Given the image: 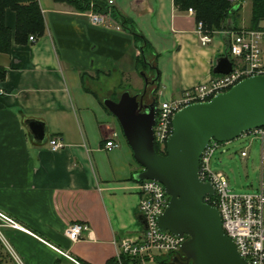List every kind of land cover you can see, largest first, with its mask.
<instances>
[{"label":"crops","instance_id":"0c3cea01","mask_svg":"<svg viewBox=\"0 0 264 264\" xmlns=\"http://www.w3.org/2000/svg\"><path fill=\"white\" fill-rule=\"evenodd\" d=\"M249 2L250 16H244ZM39 3L44 34L26 44L13 41L9 53H0L6 69L0 81V211L22 226L0 220V264H74L57 249L88 264H106L123 238L145 227L137 186L143 167L104 100L122 86L140 88L147 69L138 67L142 51L135 35L113 10L149 42L145 57L160 77L157 94L164 100L213 76L226 30L202 44L195 13L174 0H115L110 25L93 24L89 10L66 2ZM240 13L241 29L251 28L252 0L243 1ZM6 24L15 30L11 9ZM260 25L264 30V20ZM262 49L264 60V39ZM30 118L45 125L42 143L26 125ZM114 134L120 146L108 150L105 143ZM53 136L64 141L62 149L50 150ZM75 222L89 225L78 241L65 235Z\"/></svg>","mask_w":264,"mask_h":264},{"label":"water","instance_id":"95a60500","mask_svg":"<svg viewBox=\"0 0 264 264\" xmlns=\"http://www.w3.org/2000/svg\"><path fill=\"white\" fill-rule=\"evenodd\" d=\"M231 21H227L226 49L213 68L215 74H227L233 69L228 54L234 31ZM141 74L147 84L146 74ZM145 92L139 97V93L126 90L117 100L106 98L104 104L118 119L135 159L143 167L138 181L157 180L170 196L159 216V227L190 236L182 246L186 263L249 264L224 232L219 210L205 202V195H212L215 190L210 182L199 178V167L202 152L212 139L228 142L245 131L264 126V74L245 78L208 101L178 110L166 155L158 153L154 143L157 98L146 104ZM26 125L36 142L45 140L43 122L30 118Z\"/></svg>","mask_w":264,"mask_h":264},{"label":"built area","instance_id":"2783aa9c","mask_svg":"<svg viewBox=\"0 0 264 264\" xmlns=\"http://www.w3.org/2000/svg\"><path fill=\"white\" fill-rule=\"evenodd\" d=\"M109 8L115 0H107ZM232 4L239 0H230ZM96 11L93 0L87 13L90 21L95 25H110L111 11ZM195 13L193 8L188 9ZM117 27H120L117 24ZM196 31L202 44L211 42L212 35L204 29L202 21L197 22ZM30 40H35L30 35ZM263 29L247 28L231 33L229 52L233 58V69L227 74L213 75L208 81L186 88L180 96L174 99H161L157 105L154 129V143L162 151L167 150L169 136L173 132V117L183 107L196 102H205L221 92L229 90L241 80L250 76L264 74V60L262 41ZM5 91L0 88V94ZM252 135L259 139L261 145V167L264 172V126L245 131L241 137ZM114 134L106 141L108 150L119 147L120 142ZM219 141L212 139L204 149L200 159L199 178L203 182H210L214 187V194H207L205 202L216 207L222 218L224 232L234 241L239 254L249 264H264V177L262 175L259 190L252 193H234L231 190L228 176L221 170H214L211 166L212 157L220 146ZM65 146L60 136L49 139L52 151H58ZM242 157H248L247 150L241 151ZM138 208L145 220V227L134 238H123L115 255V264H193L187 262L182 251L183 244L190 238L186 233L176 234L159 227V216L165 211L170 196L164 185L154 179L138 181ZM0 220L14 227L22 226L14 219L0 211ZM89 230L85 222H75L65 229V235L72 241L80 240ZM64 257L74 264H88L72 256L69 251L57 249ZM19 263L21 260L17 257Z\"/></svg>","mask_w":264,"mask_h":264},{"label":"trees","instance_id":"16d2710c","mask_svg":"<svg viewBox=\"0 0 264 264\" xmlns=\"http://www.w3.org/2000/svg\"><path fill=\"white\" fill-rule=\"evenodd\" d=\"M73 5L78 10H87L90 8L92 0H56ZM175 4L182 9L193 8L197 21H202L204 29L210 34L219 30L227 29V21L232 20L234 31L241 30L238 24L241 17V8L244 0L232 4L230 0H174ZM96 11H108L107 0H93ZM235 8L234 11H232ZM13 10L16 13V27L13 31L6 24V11ZM118 22L123 28L130 30L138 42L142 51L138 57V67L143 70L150 68L153 63L147 61L145 52L151 49L145 36L133 25L131 20L118 10H113ZM264 20V0H252L251 28L262 29L260 25ZM45 32V22L39 0H0V53H9L12 50L13 41L19 44L29 42L30 35L39 37ZM228 54L230 55L229 49ZM157 71L158 68L156 67ZM6 69L0 66V81L5 78ZM213 75H216L213 73ZM160 77H155L157 89H159ZM156 89V90H157ZM114 98V97H113ZM118 98L115 97V100ZM158 153L166 155L167 151H162L160 146L155 144ZM116 259L111 258L106 264H115Z\"/></svg>","mask_w":264,"mask_h":264},{"label":"rangeland","instance_id":"374dc122","mask_svg":"<svg viewBox=\"0 0 264 264\" xmlns=\"http://www.w3.org/2000/svg\"><path fill=\"white\" fill-rule=\"evenodd\" d=\"M251 13V2L244 4L243 14L244 16H250ZM240 25V20L238 22ZM146 76L148 83L146 84L145 79H141V87L128 86L127 88H118L113 94L114 98H119L122 92L129 91L131 94L143 93L144 89L148 87L149 90H156L157 83L155 80L152 68H146ZM126 89V90H124ZM156 90V96L161 100L162 96ZM140 94V95H141ZM139 95V97H140ZM247 150L249 156L242 157L241 151ZM211 166L214 170L223 171L229 179L231 190L234 193H252L259 190L262 172L261 167V145L257 138L252 135L237 137L234 140L228 142H221L220 146L216 149L213 157Z\"/></svg>","mask_w":264,"mask_h":264},{"label":"flooded vegetation","instance_id":"af4514ba","mask_svg":"<svg viewBox=\"0 0 264 264\" xmlns=\"http://www.w3.org/2000/svg\"><path fill=\"white\" fill-rule=\"evenodd\" d=\"M148 88H149V84H148V87L144 89V91H146V92L144 94L143 100H144V103H146V104L151 103L154 98H157V96H156V90H154V89L149 90ZM140 94L141 93H139V95Z\"/></svg>","mask_w":264,"mask_h":264}]
</instances>
